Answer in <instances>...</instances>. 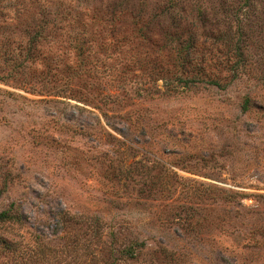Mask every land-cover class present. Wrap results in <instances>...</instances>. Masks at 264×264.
Instances as JSON below:
<instances>
[{
  "label": "rangeland",
  "instance_id": "rangeland-1",
  "mask_svg": "<svg viewBox=\"0 0 264 264\" xmlns=\"http://www.w3.org/2000/svg\"><path fill=\"white\" fill-rule=\"evenodd\" d=\"M58 1L0 0V210L26 215L0 223L17 241L0 264H264V0H181L222 85L149 88L99 53L86 79L48 74ZM127 2L147 17L170 0Z\"/></svg>",
  "mask_w": 264,
  "mask_h": 264
},
{
  "label": "trees",
  "instance_id": "trees-1",
  "mask_svg": "<svg viewBox=\"0 0 264 264\" xmlns=\"http://www.w3.org/2000/svg\"><path fill=\"white\" fill-rule=\"evenodd\" d=\"M175 4L180 7L166 11ZM57 5V17H51L50 11H45L44 23L56 20V26L49 31L54 46L47 44L42 58L48 74L56 75L58 79L61 78L59 75L66 76L65 87L73 84L75 76L82 77L83 72L91 76V72L96 71L98 60L91 58L96 53L109 58L108 62L101 60L100 64L105 63L107 73L118 76V80H128V73L136 66L145 77L143 82L151 83L146 88L154 85L157 79H162L166 86L197 82L222 85V69L205 70L203 67L209 48L205 46L207 37L213 36V32L205 30L203 20L199 24L187 20L181 12L185 7L181 0H170L159 12L147 17L130 10L127 0H59ZM166 19L175 25L174 29L163 27ZM36 34L35 31L30 36L32 56L39 40ZM87 75L82 78L86 79ZM59 86L61 90L64 88ZM76 91L80 92L78 88ZM53 92L60 91L54 89ZM51 216L56 223L70 220V215L60 210ZM25 217L24 210L14 207L13 203L0 210V223H22ZM0 243L16 251L15 238L0 235ZM130 250L133 251L131 247L123 249L133 254ZM29 257L30 254L26 256Z\"/></svg>",
  "mask_w": 264,
  "mask_h": 264
}]
</instances>
